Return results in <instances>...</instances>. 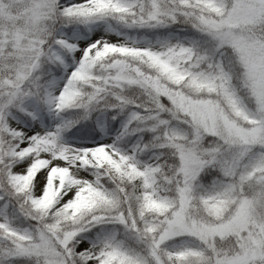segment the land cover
<instances>
[{
    "label": "snow or ice",
    "instance_id": "obj_1",
    "mask_svg": "<svg viewBox=\"0 0 264 264\" xmlns=\"http://www.w3.org/2000/svg\"><path fill=\"white\" fill-rule=\"evenodd\" d=\"M0 264H264V0H0Z\"/></svg>",
    "mask_w": 264,
    "mask_h": 264
}]
</instances>
